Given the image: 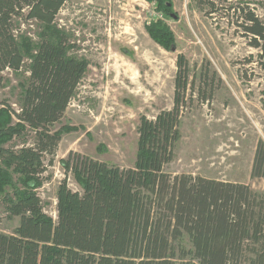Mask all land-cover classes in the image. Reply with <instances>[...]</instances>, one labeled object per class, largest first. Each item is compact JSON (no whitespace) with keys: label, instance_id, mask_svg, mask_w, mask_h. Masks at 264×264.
Listing matches in <instances>:
<instances>
[{"label":"trees","instance_id":"16d2710c","mask_svg":"<svg viewBox=\"0 0 264 264\" xmlns=\"http://www.w3.org/2000/svg\"><path fill=\"white\" fill-rule=\"evenodd\" d=\"M146 1L160 15L172 14L171 0ZM203 1L208 15L217 13L211 0ZM64 2L0 0V87L3 71L25 67L28 73L18 112L5 103L0 108V195L7 217L19 218L12 234L0 232V264H264V194L240 183L164 171L174 158L181 117L194 95L181 54L175 61L172 108L153 119H139L133 167L70 152L60 165L82 192L71 191L62 180L56 219L45 214L36 190L44 180V157L53 156L62 135L50 127L62 116L88 66L85 59L68 55L66 39L54 25ZM221 2L231 4L222 5L219 13L233 20L248 46L263 58L264 0ZM22 20L40 24L35 44L26 36L16 37ZM145 29L165 50L174 49L173 34L161 21ZM260 65L264 71V63ZM28 131L34 134L30 146H5ZM12 173L21 188L13 184ZM251 176L264 178L262 141L255 148ZM184 237L191 248L183 245Z\"/></svg>","mask_w":264,"mask_h":264},{"label":"rangeland","instance_id":"374dc122","mask_svg":"<svg viewBox=\"0 0 264 264\" xmlns=\"http://www.w3.org/2000/svg\"><path fill=\"white\" fill-rule=\"evenodd\" d=\"M211 2L217 6L213 15L207 14L203 0H171L172 14L160 15L146 0H65L54 25L66 39L68 55L85 59L88 66L62 116L50 127L62 135L53 156L44 157V180L36 190L45 214L56 219V191L62 180L71 191L82 192L60 165L70 152L133 167L140 117L153 119L172 108L180 54L188 62L194 95L181 117L174 158L164 171L240 183L264 194V178L251 176L256 145L264 143V57L248 46L233 20L219 13L231 3ZM157 20L173 34L171 51L145 29ZM17 25L16 37L38 41L40 24L22 20ZM27 75L25 67L1 73L0 108L5 103L18 112ZM66 127L74 129L66 132ZM33 140L28 131L5 146L18 149ZM17 177L12 173L13 184L21 188ZM18 223V217H7L0 195V232L12 234ZM183 245L191 248L186 237Z\"/></svg>","mask_w":264,"mask_h":264}]
</instances>
